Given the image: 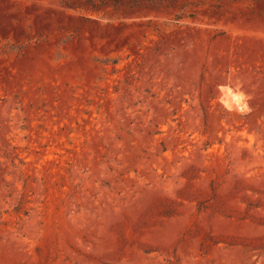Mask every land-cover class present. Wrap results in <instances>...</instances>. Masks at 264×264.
<instances>
[{
    "label": "rangeland",
    "instance_id": "obj_1",
    "mask_svg": "<svg viewBox=\"0 0 264 264\" xmlns=\"http://www.w3.org/2000/svg\"><path fill=\"white\" fill-rule=\"evenodd\" d=\"M0 264H264V0H0Z\"/></svg>",
    "mask_w": 264,
    "mask_h": 264
},
{
    "label": "bare ground",
    "instance_id": "obj_2",
    "mask_svg": "<svg viewBox=\"0 0 264 264\" xmlns=\"http://www.w3.org/2000/svg\"><path fill=\"white\" fill-rule=\"evenodd\" d=\"M234 99V98H233ZM232 99V100H233ZM231 99H229L226 103H227V105L228 106H230V107H233L234 106V102L232 101Z\"/></svg>",
    "mask_w": 264,
    "mask_h": 264
}]
</instances>
